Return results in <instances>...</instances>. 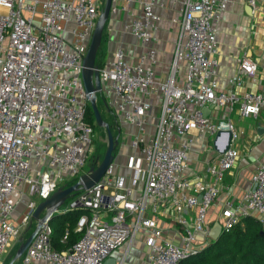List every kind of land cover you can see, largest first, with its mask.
<instances>
[{
	"label": "built area",
	"instance_id": "1",
	"mask_svg": "<svg viewBox=\"0 0 264 264\" xmlns=\"http://www.w3.org/2000/svg\"><path fill=\"white\" fill-rule=\"evenodd\" d=\"M229 1H110L104 28L110 31V23L121 14V32L142 47L134 62L119 47L97 66L101 98L110 101L117 117L134 129L128 140L134 152L126 161L127 173L115 172L112 162L92 187L65 201V208L86 210L75 226L81 236L68 250L52 248L46 223L19 264H101L118 247H128L141 231L147 264H180L202 248L197 236L205 231L218 183L238 159L233 143L240 135L230 119L212 120L203 111L236 109L241 117L255 118L264 106V87L238 94L218 85L217 24ZM98 2L0 0V255L28 226L36 205L62 182L79 176L91 151L93 127L87 121L81 64L98 17ZM243 2L264 23V0ZM167 3L176 7L177 16L170 19L174 40L168 72L161 81L153 71V43L161 21L156 9ZM256 73V62L242 56L230 82L240 85ZM149 118L154 126L147 133ZM190 135L211 138L216 154L206 168L211 182L184 177ZM19 185L38 202L29 200L14 224L9 198ZM166 201L177 212L179 243L163 237L154 217ZM194 208L188 220L185 213ZM246 217L264 226V162L256 166L252 187L238 203L220 208L221 231L233 229ZM65 236L66 232L62 240Z\"/></svg>",
	"mask_w": 264,
	"mask_h": 264
},
{
	"label": "crops",
	"instance_id": "2",
	"mask_svg": "<svg viewBox=\"0 0 264 264\" xmlns=\"http://www.w3.org/2000/svg\"><path fill=\"white\" fill-rule=\"evenodd\" d=\"M156 10L161 15V21L156 40L153 43L156 49L153 71L155 78L162 81L168 72L175 33V25L171 24L170 19L176 17L177 13L176 7L171 6L169 3L164 9ZM122 18V15L119 14L116 20H112V23H110L111 30H106V27L103 30L108 32L105 54L109 56L113 50L121 47L126 53L128 60L134 62L142 51V47L130 35L121 32L120 22ZM158 33L164 35V40L158 39ZM126 38H129V40H126ZM216 40L217 82L221 89L224 91L232 89L239 94L244 91L256 92L264 87V23L257 11L252 12L243 0H230L217 24ZM242 56H247L256 62L257 73L253 79L245 78L242 84L232 85L230 82L231 76L235 72L238 60ZM155 109L152 110V114L155 113ZM207 113H210L212 120L230 119L233 127L240 135L233 143L239 153L238 159L218 183V197L207 211L205 231L202 235L197 236L198 245L201 247L213 238L211 235L218 231V226L220 228L218 219L220 208L225 203L231 205L238 203L242 195L252 187V176L256 166L264 162V106L255 118L250 116L241 117L236 109L230 113L224 109L208 110ZM118 121L124 126L126 140L128 141L134 129L119 118ZM153 126L154 120L149 118L145 131L150 133L153 130ZM189 137L191 146L188 152L184 177L187 179L198 178L204 182H211V178L206 172L207 165L216 158L211 138L197 135H190ZM133 152L128 143L126 145L122 144V146L117 144L116 156L123 154L125 164L122 170L118 171L114 163L115 172L119 174L127 173L126 161ZM9 200L14 204V213L10 217V221L15 224L31 197L27 195L25 188L19 185L11 194ZM195 211L196 208L185 213V217L190 220ZM154 217L163 230V237L174 243H179L182 231L176 222L177 212L172 207L171 202L166 201L158 207ZM219 230L221 232V229ZM144 239L145 232L141 231L130 242L128 247L125 244L118 247L109 257L115 259L117 264H147L148 248L145 246Z\"/></svg>",
	"mask_w": 264,
	"mask_h": 264
},
{
	"label": "trees",
	"instance_id": "3",
	"mask_svg": "<svg viewBox=\"0 0 264 264\" xmlns=\"http://www.w3.org/2000/svg\"><path fill=\"white\" fill-rule=\"evenodd\" d=\"M105 57L103 53L95 64L100 67ZM92 117L89 118L87 107V121L93 127ZM84 212L86 210L80 207L61 208L50 216L47 224L51 229L49 240L52 248L68 250L80 238L81 233L75 231V226L79 215ZM180 264H264V226L256 219L246 217L233 229L221 231L215 239Z\"/></svg>",
	"mask_w": 264,
	"mask_h": 264
},
{
	"label": "water",
	"instance_id": "4",
	"mask_svg": "<svg viewBox=\"0 0 264 264\" xmlns=\"http://www.w3.org/2000/svg\"><path fill=\"white\" fill-rule=\"evenodd\" d=\"M110 1L111 0H104V5L98 13L90 41L81 64V79L86 99L94 117V123L99 127H103L106 132L107 144L103 158L96 167H90L86 173L80 174L74 184L68 187H58L47 199L40 201L36 205L32 213V219L35 221V227L24 240H22V238H18V248L15 252L14 258L8 264H12L15 259L22 255L24 250L31 243L38 229L43 224L48 223L50 216L53 213H57L68 198H71L79 190L89 189L92 187L104 175L109 164L113 162L112 151L115 149L118 142L116 138L112 137L108 124L101 119L96 106V94L100 92V83L98 79L97 65L95 64L96 53L101 41L103 27L108 18ZM207 112L208 110L204 109L203 113L205 115ZM42 213L43 215L41 216ZM219 229L220 228L218 226V231L211 235L213 237L212 239H215L219 235ZM101 264L117 263L115 259L108 257Z\"/></svg>",
	"mask_w": 264,
	"mask_h": 264
},
{
	"label": "rangeland",
	"instance_id": "5",
	"mask_svg": "<svg viewBox=\"0 0 264 264\" xmlns=\"http://www.w3.org/2000/svg\"><path fill=\"white\" fill-rule=\"evenodd\" d=\"M103 5H104V0H99V2H98V11L99 12L102 9ZM104 26H106V23L104 24ZM103 30H104V27H103ZM158 35H159V38H158L159 40L160 39L164 40V35H162L161 33H158ZM107 36H108V32L103 31L101 41H100V44H99V47L97 50L95 61L100 59L101 56L103 55V53L106 52L105 51L106 44L108 43L107 42L108 41ZM126 40H129V38H126ZM96 106H97V109H98L99 114L101 116V119L108 124L110 132L112 134V137L117 139V142H118L117 144H120V146H122V144L126 145L128 143V141L126 140V132L124 131V126H122V124L119 123L118 117L116 115V112H115L111 102L103 100L101 98L100 94L97 93L96 94ZM90 113L92 114V111H91L89 104H88L89 118L93 116V115L91 116ZM91 121L93 123V133H92V142H91L92 148H91L90 153L87 155V158L85 160V164L82 167L80 174L86 173L90 167H96L99 164V162L103 158V154H104L106 144H107L105 129L103 127L97 126L94 123V117H92ZM119 129H120V132H119ZM119 133H120V135H119ZM116 147L112 151L113 163H115L118 171H120V170H122V168L125 164V159H123V154H119V156L118 155L116 156ZM77 179H78V176L76 178H69V179L65 180L64 182H62L59 187H68V186L74 184L77 181ZM31 200L38 202L37 199H35L33 197H31ZM69 201H70V198H68L66 200V202H69ZM64 205H65V203L60 207V209L64 208ZM34 227H35V221L32 219L29 222L28 226L20 233V235L13 242H11V244L8 247V249L6 250V252L4 254L0 255V264H8L14 258L15 252H16L18 245H19L18 238H22V240H24L33 231ZM209 241L210 240H208L207 243ZM190 256H187V257H190ZM19 261H20V257L15 259L12 264H19Z\"/></svg>",
	"mask_w": 264,
	"mask_h": 264
}]
</instances>
